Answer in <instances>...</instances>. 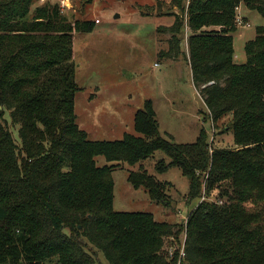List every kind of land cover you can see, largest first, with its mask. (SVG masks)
<instances>
[{
  "label": "trees",
  "instance_id": "1",
  "mask_svg": "<svg viewBox=\"0 0 264 264\" xmlns=\"http://www.w3.org/2000/svg\"><path fill=\"white\" fill-rule=\"evenodd\" d=\"M170 27L166 55L178 58L190 30L187 60L213 129L230 118L234 149L213 148L202 130L191 144L161 136L151 100L136 113L138 135L91 141L77 123L74 42L94 31L70 24L61 5L31 9L29 1L0 3V264H177L165 245L178 225L151 213L114 210V168L129 174L152 202L170 205L169 182L143 164L161 152L157 174L179 168L190 181L184 264H264V26L235 61L237 8L264 17V0H190ZM165 53V52H164ZM11 124L18 127L21 146ZM110 165L98 167L96 157ZM218 191L217 200L209 198ZM205 198V200H201Z\"/></svg>",
  "mask_w": 264,
  "mask_h": 264
},
{
  "label": "rangeland",
  "instance_id": "2",
  "mask_svg": "<svg viewBox=\"0 0 264 264\" xmlns=\"http://www.w3.org/2000/svg\"><path fill=\"white\" fill-rule=\"evenodd\" d=\"M11 1L20 4L24 0H0V3ZM27 1L32 10L37 7L49 9L57 2ZM69 1L61 14L70 24L91 22L94 28L90 33H77L74 42L76 83L82 89L75 97V111L77 123L87 132L89 140L112 142L123 139L125 134L138 135L134 128L136 113L143 109L145 101L151 100L158 112L163 138L178 144H191L205 130L214 149L235 148L233 134L228 129L230 118L222 120L219 129L214 130L207 108L194 86L187 60L190 30L186 28L180 35L181 55L174 59L166 55L171 35L163 33L161 28L170 27L178 17L182 18L177 0ZM182 6L186 8L187 1H182ZM240 7L238 14L245 17L244 25L241 26L237 18V31L233 37L235 61L243 64L247 61L245 45L256 37L257 27L264 26V17L243 4ZM6 118L21 146L18 127L11 124L8 114ZM162 159L169 161L166 155L157 152L154 158L142 164L151 175L172 184L167 192L170 205L154 203L145 188L132 187L129 174L139 170L141 164L124 163L112 171L114 210L151 213L159 222L177 224L175 231L181 233L172 243L180 244L185 238L181 228L200 201H188L190 181L179 168L157 174L154 167ZM96 162L98 167L110 165L104 156L96 157ZM218 193L215 191L209 200H217ZM100 261L108 264L103 255Z\"/></svg>",
  "mask_w": 264,
  "mask_h": 264
},
{
  "label": "built area",
  "instance_id": "3",
  "mask_svg": "<svg viewBox=\"0 0 264 264\" xmlns=\"http://www.w3.org/2000/svg\"><path fill=\"white\" fill-rule=\"evenodd\" d=\"M45 1V0H43ZM52 1H57L60 3L61 5V9L64 10L65 7H68L69 6V0H52ZM187 1L188 5L190 3V0H185ZM241 7L237 8V18L240 19L239 20V24L242 26L244 25V21H243V18L242 16H240L238 13V10L240 9ZM97 22L99 23V21L97 20ZM203 200H205V198H203ZM202 200V201H203ZM186 224L185 226L187 225V222H188V219H186ZM185 234V233H184ZM177 237H170L168 240H167V244L170 243L169 246L166 245L165 247V252H166V255L171 259L177 257V264H184L185 260H186V253H185V240H186V236L184 238V240L180 243V244H173L172 242L174 241H177L176 240Z\"/></svg>",
  "mask_w": 264,
  "mask_h": 264
},
{
  "label": "crops",
  "instance_id": "4",
  "mask_svg": "<svg viewBox=\"0 0 264 264\" xmlns=\"http://www.w3.org/2000/svg\"><path fill=\"white\" fill-rule=\"evenodd\" d=\"M69 3H70V1H69ZM242 18H245L243 15H242ZM186 48V47H185ZM156 113H157V116H158V112L156 111Z\"/></svg>",
  "mask_w": 264,
  "mask_h": 264
},
{
  "label": "water",
  "instance_id": "5",
  "mask_svg": "<svg viewBox=\"0 0 264 264\" xmlns=\"http://www.w3.org/2000/svg\"><path fill=\"white\" fill-rule=\"evenodd\" d=\"M117 17H119V16H117Z\"/></svg>",
  "mask_w": 264,
  "mask_h": 264
}]
</instances>
